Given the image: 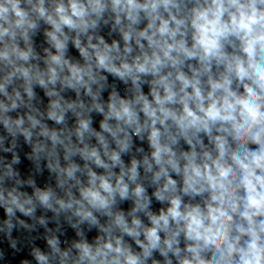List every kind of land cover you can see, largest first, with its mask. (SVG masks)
Instances as JSON below:
<instances>
[{
  "label": "clouds",
  "instance_id": "clouds-1",
  "mask_svg": "<svg viewBox=\"0 0 264 264\" xmlns=\"http://www.w3.org/2000/svg\"><path fill=\"white\" fill-rule=\"evenodd\" d=\"M0 264H264V0H0Z\"/></svg>",
  "mask_w": 264,
  "mask_h": 264
}]
</instances>
